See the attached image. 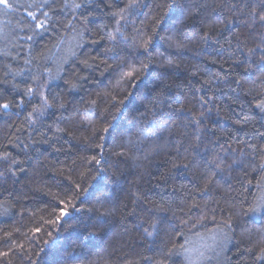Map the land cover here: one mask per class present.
Returning a JSON list of instances; mask_svg holds the SVG:
<instances>
[{
    "label": "trees",
    "instance_id": "obj_1",
    "mask_svg": "<svg viewBox=\"0 0 264 264\" xmlns=\"http://www.w3.org/2000/svg\"><path fill=\"white\" fill-rule=\"evenodd\" d=\"M12 2L17 4V11L7 16L0 13V50L11 52L7 57L0 56V79L8 70L6 66H10L12 72H24L23 76H16V82L21 86L29 76V68L33 73L47 68L53 75L59 69L60 78L51 81V88L65 99L67 120L61 121L59 127L71 135H54L56 125L50 113L41 123L29 125L24 117L35 98L13 109L7 116L0 115V154L7 152L11 158L22 161L16 166V176L8 181L9 191L0 187V252H9L7 257L0 256V264H157L166 243L184 245L183 249L178 248L172 253L166 264H253L247 249L264 244V212L249 210L259 209V202L264 201V185L257 184L258 176L256 179L252 174L245 177L243 171L234 169L225 172L223 179L216 177L219 186L210 194L201 193L198 189L204 182L199 178L198 169L190 167L169 172L170 160L184 161L173 155L172 147L156 138L155 128L153 138L144 140L141 151L129 152L124 158L118 157L117 153L121 150V135L135 138L139 125L132 117L139 115L140 100L161 79L170 86V95L179 98L171 101L174 108L195 109L201 96L209 100L211 111L207 112L202 125L206 137H221L220 143L225 149L230 146L237 154L247 151L242 142L262 143L257 133L264 132V113L255 107L256 100L245 95L260 74L246 73L247 64L240 67L235 64V60L244 57H234L232 53L238 43L245 51L259 43L264 29L250 30L237 23L217 37L219 44L205 48L198 33L203 28L202 21L206 22L209 17L207 12L199 18L192 13L197 4H207L210 11L218 0H140L141 7L130 17L129 29L143 28L148 34L155 30L160 36H167L169 31H182L186 39L179 52L169 48L166 40H155V59L149 67L137 72L132 79L121 80L130 68H118L117 62L111 59L108 64L112 68L104 65L85 67L80 63L85 57H101L103 49L109 46L101 39L112 31L111 27H103L111 23L107 9L102 5L100 9L95 8L101 0H92L97 18L90 25L91 36L83 32L78 20L73 19L83 10L73 13L70 8H65L63 12H50L49 31L35 41L21 39L30 33L20 32L17 28L18 22L35 23L27 15L28 11L34 10L28 7L33 0ZM60 4L61 0H55L54 6ZM47 10L45 6L37 11V15ZM157 20L159 24L155 23ZM5 35L8 39H4ZM161 53L171 56L179 67H161L158 62ZM124 58L130 65H136L135 57ZM28 59H33V63L26 64ZM139 60L147 62L143 57ZM213 60L216 63L213 64ZM73 73L87 79L71 90L66 81ZM237 80L243 89L236 88ZM93 99L96 103L92 111L86 112L85 107ZM244 116L254 119L242 129L234 122L242 121ZM182 120L186 122V112L178 113L174 123L179 124ZM48 125L53 127L49 129ZM105 127L109 132L103 131ZM163 134L168 137V132ZM101 143L103 149L97 150L96 145ZM155 144L161 145L159 154L150 163H145L143 155ZM92 156L101 161L100 165L91 161ZM134 156L140 159L134 160ZM97 168L104 170L100 173L106 177L102 183L92 179L97 175ZM250 179L252 183H248ZM134 195L144 199L136 214H133ZM105 196L107 199L101 208L96 200ZM191 203L200 204V209L189 211L184 207ZM161 204L172 207L180 219L165 223L153 240L144 231L152 230L145 222L152 219L151 212L140 209L147 205L155 210ZM108 207L115 208L116 214L108 218L107 228H93L95 209L104 211ZM181 208L184 210L180 211ZM61 210L69 215L56 224L49 223ZM204 216L207 219H203ZM177 223L184 233L183 238L179 233L173 234ZM226 223L231 224V231L224 227ZM36 228L41 231L34 232ZM8 232L12 233L11 239L5 238ZM21 243L25 245L24 250L16 247ZM205 245H215V254L207 252ZM197 250L212 255V259L199 257Z\"/></svg>",
    "mask_w": 264,
    "mask_h": 264
},
{
    "label": "snow or ice",
    "instance_id": "obj_2",
    "mask_svg": "<svg viewBox=\"0 0 264 264\" xmlns=\"http://www.w3.org/2000/svg\"><path fill=\"white\" fill-rule=\"evenodd\" d=\"M54 5L55 0H33V3L28 7L34 10L28 11L27 15L35 23L21 24L18 22L17 28L20 32L27 31L30 33L20 38L27 41H35L37 37L49 31L52 23L50 12H63L65 8H70L73 13H76L78 10H83L79 11L78 16H74L73 19L78 20L83 32L91 36L92 28L90 25L97 18L93 11L92 0H71V2L69 0H61V4L58 7ZM101 5L107 9L106 15L111 20L110 24H105L103 27L105 29L111 27L112 31L108 33L107 37H101V39L106 40L109 46L103 49L101 57L89 56L82 59L80 63L83 66L92 67L94 65H104L106 68H112V65L108 64V60L111 59L117 62L118 68H130L129 71L123 73L121 80L125 78L132 79L137 72L146 70L149 64L154 61L153 53L156 50L155 40H166L168 47L177 52L183 49L186 37L182 31H169L167 36H160L155 30L151 34H148L143 28H128L130 17L135 15L141 7L140 0H124V2H121V0H110V2L101 0V4L95 5V8L100 9ZM45 6H47L48 10L40 11L38 16L37 11L43 9ZM17 10V4L12 2V0H0V13L3 15L7 16ZM205 12H207L209 19L206 22L202 21L203 28L198 33L205 48L212 44H219L217 37L223 34L224 31L230 30L237 23H242L244 27L250 30L257 28L264 29V0H218L217 3L211 6L210 11L207 4H197L192 15L199 18ZM40 17H43V19ZM213 17L215 20L212 19ZM7 23H10V21ZM155 23L159 24V21L157 20ZM4 39H8L7 35L4 36ZM91 42L97 43L96 40H92ZM28 47L30 50L31 45ZM9 55H11L10 51L0 50V56L7 57ZM232 55L234 57L237 55L244 57L243 60H235V64L238 67L247 64L246 73H252L253 75L256 73L260 74L247 89L245 95L256 100L255 107L264 113V33L261 34L260 42L248 48L247 51L240 47L238 43ZM124 57H135L136 65H130L129 61ZM139 57H143L147 62L141 63ZM160 57L158 62L161 67H179L171 56H164L161 53ZM33 59L25 60V63L32 64ZM211 62L213 64L216 63L215 60ZM137 65L139 66L137 67ZM6 68L8 70L4 71L3 78L0 79V115L7 116L13 109L19 108L26 101H33V98H35L30 104L31 110L24 117L29 125L32 126L41 123L42 119L50 113L56 125L54 135L61 133L71 135L66 129L59 127L61 121L67 120V117L64 116V112L67 109L65 99L58 92L52 91L51 88V81L60 78V70L57 69V74L53 75L51 70L47 68L43 72L38 69L35 73L29 68L27 69L29 76L23 86H21L20 83L16 82V76H23L24 72H12L10 66H6ZM45 72L48 73L47 76H45ZM86 79L87 77H81L79 74L73 73L72 77L66 83L69 89L74 90L80 86L81 81ZM204 83L210 82L204 81ZM235 85L236 88L243 89V85L239 80L235 81ZM193 87L195 86L193 85ZM196 90L200 91L201 89ZM235 90L234 88L233 91ZM170 92V86L164 84L163 79H161L160 83L147 96H144L140 100L141 109L137 110L139 115L134 114L132 117L136 124L139 125L135 133V138L121 135L120 140L122 143L120 144L121 150L117 153L118 157L124 158L129 152L141 151L144 140L153 138V129L155 128L156 133H158L156 138L164 141L166 146L172 147L174 149L173 155L184 161L183 163H178L175 160H170L171 168L169 172L171 173L181 168L188 170L190 167L198 169L199 178L204 182L202 187L198 189L199 192L210 194L213 189L219 186L216 177L220 176L223 179L225 172L230 173L234 169L243 171L245 177L252 174L253 179H256L258 176L259 180L256 181L257 184L264 185V132L257 133L261 137L262 143L242 142L247 149L246 152L241 151L237 154L230 146L225 149L224 145L220 143L221 137H215L214 132V139L204 135L205 128L202 125L207 118V112L211 111L208 108L209 100L201 96L199 97L198 106L195 109H185L182 106L174 108L171 101L173 99L179 100V98L170 95ZM113 100H115V97H113ZM95 103L96 101L94 99L90 100L84 110L90 113ZM119 103H123V101ZM185 112L187 113L186 122L182 120L181 123L175 124L174 121L177 118V114ZM252 119L254 118L244 116L242 121L236 120L234 123L243 129ZM52 127L53 125H48L49 129ZM103 131L107 133L109 132V128L105 127ZM112 131L115 132L116 129L113 127ZM164 132H168V137L163 134ZM103 147L104 145L102 143L96 145L97 150H102ZM160 149L161 145L155 144L149 152L143 155L144 162L150 163L151 159H154L159 154ZM132 158L134 160L140 159L138 156ZM87 159L85 157V160ZM91 161H94L96 165H100L101 163L96 156H92ZM20 164H22V161L11 158L9 153L5 152L0 154V187H3L5 191H9L7 187L8 181L16 176V166ZM137 167H141V165L137 164ZM103 171L102 168H97V175L93 176L92 179L102 183L106 178L100 175ZM82 175H89V173H82ZM248 183H252V179L248 180ZM79 187V184H77L76 188L79 189ZM106 199V196L97 197L96 202L101 208H104V201ZM133 202V214H136V210L140 208V205L144 204V199L140 195H134ZM59 203L62 204L64 201H59ZM184 207L191 211L193 208L199 210L201 206L198 203H191L186 204ZM183 210V208L180 209V211ZM249 210L257 212L261 209L250 208ZM88 211L92 212L93 210L88 209ZM140 211L151 212L152 219L145 222L150 224L152 230L145 229L144 231L146 236L153 238V240L160 234L165 223L171 224L173 220L180 219L176 216V211L172 207H164L163 204L155 210L145 205ZM115 214V208L108 207L104 211H100L99 208L95 209V223L92 227L97 230L106 229L108 218ZM68 215L69 213L67 211L61 210L59 215L55 216V219L50 220L49 223L56 224ZM203 219H207V216H204ZM231 219L229 217V220ZM182 223L186 224L187 221H182ZM224 227H227L230 231L232 230L230 223H226ZM40 231V228L34 230L37 233ZM175 233H179L180 238L184 236L179 223L173 227V234L175 235ZM92 235H95V233H92ZM11 237V232L5 234L6 239H11ZM224 238L227 239V234L224 235ZM16 247L21 250L25 249V245L22 243ZM178 248L183 249L184 245L177 246L174 243L171 245L166 243L162 249L161 259L157 264H166L167 259ZM215 248V245H205L207 252L213 255L215 254ZM247 251L253 257V264H258V262L259 264H264V244L255 248H248ZM197 255L207 260L212 259V255H206L205 251L197 250ZM0 256L7 257L9 256V252H0Z\"/></svg>",
    "mask_w": 264,
    "mask_h": 264
},
{
    "label": "rangeland",
    "instance_id": "obj_3",
    "mask_svg": "<svg viewBox=\"0 0 264 264\" xmlns=\"http://www.w3.org/2000/svg\"><path fill=\"white\" fill-rule=\"evenodd\" d=\"M259 209H261V210H260L261 213L264 212V201H263V200H261V201L259 202Z\"/></svg>",
    "mask_w": 264,
    "mask_h": 264
}]
</instances>
